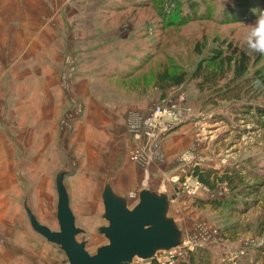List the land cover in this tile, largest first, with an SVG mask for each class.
<instances>
[{
  "label": "rangeland",
  "instance_id": "374dc122",
  "mask_svg": "<svg viewBox=\"0 0 264 264\" xmlns=\"http://www.w3.org/2000/svg\"><path fill=\"white\" fill-rule=\"evenodd\" d=\"M260 11L264 0H0V264H69L34 225L59 231L60 193L77 240L96 254L109 243V202L133 210L145 188L163 195L169 245L151 255L160 264H188L192 251L211 264H264V118L239 111L264 109V96L221 99L191 78L217 49L250 56L246 76L264 74V54L245 42ZM157 107L178 125L159 161L140 166L129 123ZM155 164L159 184L142 181ZM196 167L241 170L245 181H199L194 193Z\"/></svg>",
  "mask_w": 264,
  "mask_h": 264
},
{
  "label": "water",
  "instance_id": "95a60500",
  "mask_svg": "<svg viewBox=\"0 0 264 264\" xmlns=\"http://www.w3.org/2000/svg\"><path fill=\"white\" fill-rule=\"evenodd\" d=\"M140 196V204L133 210L116 201L109 202L110 225L105 230L109 243L94 255L77 240L75 220L62 193L57 216L59 231L52 232L34 221L36 232L48 242L61 246L69 264H125L133 263L135 257L153 259L154 249L169 245V229L160 222L163 205L158 198L163 195L143 190Z\"/></svg>",
  "mask_w": 264,
  "mask_h": 264
},
{
  "label": "trees",
  "instance_id": "16d2710c",
  "mask_svg": "<svg viewBox=\"0 0 264 264\" xmlns=\"http://www.w3.org/2000/svg\"><path fill=\"white\" fill-rule=\"evenodd\" d=\"M191 7L197 8V4H191ZM250 56L247 54H241L239 58H235L233 55L226 54L223 50H213V53L207 58H203L200 61L191 78L196 81L197 88L200 92L211 90V94L220 97L221 99L231 100L239 99L241 95L255 92L258 97L264 96V74H261L258 70L249 76L247 75ZM232 73L231 79H228V74ZM169 83L167 88L176 87L182 85L187 80V74H175L167 76ZM223 81H226L224 87L220 86ZM213 98V97H212ZM247 110H239L241 113L256 117V122L261 123V119L264 118V109L256 107L252 113L250 106H245ZM248 171V168L247 170ZM253 173L252 170H249ZM193 175L198 178L209 189L214 190L219 184H226L232 189H237L244 183L245 175L241 170L228 169L224 171L214 169H202L196 167L192 171ZM236 184V186H233ZM235 187V188H233ZM243 193V192H241ZM203 202V201H201ZM212 204H217L216 201H212ZM190 259L188 264H211V258L209 255L200 254L197 252H190ZM133 264V263H125ZM151 264H160L156 258H153ZM180 264H186L181 262Z\"/></svg>",
  "mask_w": 264,
  "mask_h": 264
},
{
  "label": "built area",
  "instance_id": "2783aa9c",
  "mask_svg": "<svg viewBox=\"0 0 264 264\" xmlns=\"http://www.w3.org/2000/svg\"><path fill=\"white\" fill-rule=\"evenodd\" d=\"M164 114H167L166 110L157 107L146 116H136L130 120L129 131L140 138L139 145L132 150L131 159L140 166L148 165L151 161H159L162 137L178 125L177 120L171 123L163 120ZM199 187L200 182L197 180L194 193ZM169 264L172 262L169 261Z\"/></svg>",
  "mask_w": 264,
  "mask_h": 264
},
{
  "label": "clouds",
  "instance_id": "9594fccd",
  "mask_svg": "<svg viewBox=\"0 0 264 264\" xmlns=\"http://www.w3.org/2000/svg\"><path fill=\"white\" fill-rule=\"evenodd\" d=\"M245 42L249 49L264 54V11L258 13L254 25L246 32Z\"/></svg>",
  "mask_w": 264,
  "mask_h": 264
},
{
  "label": "crops",
  "instance_id": "0c3cea01",
  "mask_svg": "<svg viewBox=\"0 0 264 264\" xmlns=\"http://www.w3.org/2000/svg\"><path fill=\"white\" fill-rule=\"evenodd\" d=\"M3 74H4V72H3V70L0 68V76L2 77ZM2 87H3V85H2V83H1V84H0V88H2ZM167 146H168V151H169V153H172V152H171V151H172V148L170 147L169 143L167 144ZM170 162H173V161L170 159L169 162H166L165 165H163L162 167H164L165 170L171 169L172 165L170 164ZM7 167H8V165H7ZM160 169H161V167H159V165L155 164V165L149 166V167L147 168V170L145 171V173H144L143 170H142V173H143L142 181H144V180L146 179V180L148 181V184L151 183V182H156V184H159V174H161L162 171H163V169H162V171H161ZM0 170L2 171V172H1L2 175H4V174H7V170H9V169H7V170H6V168L3 169V168L0 166ZM2 177H3V176H2ZM0 183H1V184H0L1 187H3L4 184H3V181H2V180H1ZM143 190H144V189H143ZM143 190H142V191H143ZM145 190H149L150 192H154L155 194H158V193H159V191L154 190V189H150V188H148V189L145 188ZM158 190H159V189H158ZM0 208H1V210L4 208V206H2L1 203H0Z\"/></svg>",
  "mask_w": 264,
  "mask_h": 264
}]
</instances>
